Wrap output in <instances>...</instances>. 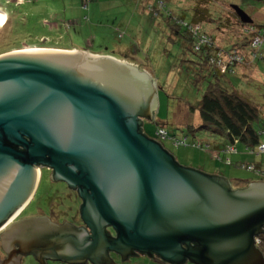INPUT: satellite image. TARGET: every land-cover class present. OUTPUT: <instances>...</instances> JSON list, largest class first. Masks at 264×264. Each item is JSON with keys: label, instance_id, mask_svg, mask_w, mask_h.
<instances>
[{"label": "water", "instance_id": "1", "mask_svg": "<svg viewBox=\"0 0 264 264\" xmlns=\"http://www.w3.org/2000/svg\"><path fill=\"white\" fill-rule=\"evenodd\" d=\"M155 107L152 77L127 61L78 48L0 54V223L31 199L36 164L78 187L84 223L17 220L0 232L10 259L118 264L110 252H138L171 264H264V181L231 189L178 163L141 131Z\"/></svg>", "mask_w": 264, "mask_h": 264}, {"label": "rangeland", "instance_id": "2", "mask_svg": "<svg viewBox=\"0 0 264 264\" xmlns=\"http://www.w3.org/2000/svg\"><path fill=\"white\" fill-rule=\"evenodd\" d=\"M145 1L0 0V6L11 19L10 23L6 22L5 15L3 24H0V54L26 49H15L14 46L40 44V38L44 37L45 44L52 45L54 49H62L54 46L76 47L132 61L134 66L150 74L155 86L156 107L151 119L142 120L144 133L156 139L155 132L162 127L171 137H187L188 145H176L171 139L159 141L178 163L223 176L232 189L246 187L252 182L250 180L257 177L253 168L249 167L251 164H257L264 170V153L257 155L249 152L242 143L236 144L235 152L223 150L221 137L199 126L201 119L196 108L211 80L204 75L215 67L213 64L199 65L201 60L184 44L181 35L175 34L165 16L154 17L145 9ZM177 1L186 9V18L190 19L193 0L168 2L176 15L182 13ZM231 5L240 6L255 26L264 28V0H209L212 20L201 22L202 31L213 35L216 43L223 48H229L240 39L236 37H241L236 24L226 26L224 23L227 17L229 21L234 20ZM220 23L223 30L219 29ZM259 51L262 57L253 60L252 64L239 66L240 78L235 69L232 73L221 74H224L223 79L226 78L230 87L262 105L264 42ZM189 106L195 107V111H190ZM262 108L264 112V105ZM262 139L264 141V135ZM193 141L202 145H191ZM217 142L221 144L220 150L214 148ZM65 188L62 183H53L45 177L26 207L25 216L33 215L37 207L50 202L70 215L78 201H74ZM47 190L55 193L49 195L45 193ZM111 257L116 258L114 254ZM114 260L118 264H159L144 256ZM35 261L33 256L25 255L21 264H37ZM46 264L65 263L49 260Z\"/></svg>", "mask_w": 264, "mask_h": 264}, {"label": "trees", "instance_id": "3", "mask_svg": "<svg viewBox=\"0 0 264 264\" xmlns=\"http://www.w3.org/2000/svg\"><path fill=\"white\" fill-rule=\"evenodd\" d=\"M173 2L176 0H146L144 2L145 9L150 12L154 17L158 15L165 16L167 24H169L172 29L174 30L175 34H180L181 38H183L184 44H186L189 49L201 60L198 64L199 65H206L213 64V59L216 57H224L225 54L231 52L232 49L238 48L241 51V54H244L243 62L235 63L229 65V69L226 72H233L234 69L236 70L237 75L238 69L240 65L243 64H252L253 60H256L262 57L260 53V46L264 42V28L260 26H255L253 23H244L242 22L238 16L235 14L233 9L231 8V12L233 15V21H229V17L224 20L226 26H230L232 24H236L238 26V33L241 37L237 42L233 43L229 48H223L219 46L213 35L206 31H202L201 22L209 21L211 19V14L208 8L209 0H193V7L191 9V18L187 19L185 14V8L182 6L180 2L177 1V7L179 9L178 15L174 14L170 4L168 2ZM240 7V6H239ZM0 10H2L6 14V22H11L9 14L7 11L4 10L0 6ZM1 12V11H0ZM2 12V13H3ZM3 13V14H4ZM4 14V17H5ZM223 19V18H220ZM5 22V23H6ZM199 25L198 30H194V26ZM219 29H224L220 26ZM254 27L256 31V35H260L262 37V43L259 45L252 47L251 46V37L250 35L244 33L242 28H250ZM196 33V35L194 34ZM198 36H205L206 42L204 44H198ZM43 44H42V43ZM46 39L44 37L40 38V44L34 45H23V46H14L15 49L18 48H30V47H53L52 45L45 44ZM198 46V47H197ZM63 49H74L76 47H59ZM212 47H216L219 50V55L214 52ZM13 48V49H14ZM248 48V51L245 49ZM86 50V49H85ZM15 51V50H13ZM212 53V54H211ZM116 57V56H115ZM117 58V57H116ZM123 60H127L126 58H119ZM132 64V61H129ZM206 75L210 77L211 80L208 81V85L204 89L200 101L197 105L196 110L199 112V116L201 119V124L199 125L201 128L208 130L211 134H217L223 140V147L222 149L225 150L228 146H234L237 151L236 144L242 143L245 146V149L249 152H253L257 155L262 153H257V146L260 144H264L262 139V135H264V112L262 105H259L256 101L248 98L247 96L243 95L240 91L230 87L229 82L223 79L224 74H221L217 69L210 68L206 72ZM240 78V75H239ZM190 111H195V107L189 106ZM143 131V128L141 129ZM147 134V133H146ZM148 135V134H147ZM149 137V136H148ZM168 137H171L168 135ZM166 139H171V138ZM178 140H182L183 138H177ZM221 139L219 141H221ZM172 140V139H171ZM187 140L184 144L178 143L177 145H185ZM191 145L199 144L193 141L190 143ZM202 145L201 143L199 144ZM214 148L217 150L221 149L220 143H215ZM253 166L252 171L255 172L257 177L255 180L250 181H264V170L257 164H251ZM260 243H257V248L261 251L264 257V230L260 234ZM137 254H142L138 253ZM146 255H140L144 257H149ZM150 258V257H149ZM151 260V258H150ZM152 261V260H151ZM191 263V262H190ZM193 264V263H192Z\"/></svg>", "mask_w": 264, "mask_h": 264}, {"label": "flooded vegetation", "instance_id": "4", "mask_svg": "<svg viewBox=\"0 0 264 264\" xmlns=\"http://www.w3.org/2000/svg\"><path fill=\"white\" fill-rule=\"evenodd\" d=\"M20 150H22V147H19ZM72 166V165H70ZM34 170L36 169L34 176V190H33V195L31 197V199L34 196V193H36L39 189L40 186L43 182V179L45 177H47V180H50L53 183H62L71 194L73 197L74 201H78L74 211L69 215L67 212L65 211H61L60 209H57L54 207V205L52 204L53 202H50L48 205H43V206H39L36 208V210H34V214L31 216H25L26 213L24 212L26 210V207L29 205L31 199L28 201V203H26L25 206H23L16 215L10 217V219L8 221H3L0 223V231H2V229L6 228L7 226H9L11 223L23 219V218H29V217H46L47 219H49L50 222L55 223V224H63V223H69L72 224L74 226L77 227H81L84 225L81 215H80V205H81V198L79 195V190L78 187H72L70 186L66 181L59 179L56 175V172L52 169V167H50L49 165L46 164H36L33 165ZM33 185V183H32ZM29 188L27 185L24 186V189ZM232 189V188H231ZM45 193H48L49 195H53L55 193V191H51L49 192L48 190L45 191ZM53 205V206H52ZM25 216V217H24ZM105 231L112 236H116V232L115 230L111 227V226H105ZM18 246L16 245L15 248H17ZM0 253L2 254V257H0V262H3L7 259V262L5 261V264H16V262L12 259H10L9 254H7L3 248V245L0 242ZM114 254L117 260L121 259V256L115 252H110V255ZM140 255H146V254H134L132 256H140ZM151 258L152 261L157 262L159 264H171L169 262H162L159 260V257L157 255H155L154 253L147 255ZM23 257V256H22ZM22 257L20 258L19 264H21L22 261ZM37 264H39L37 261H35ZM188 261H185L184 263H186ZM183 263V264H184ZM1 264V263H0ZM66 264V263H65ZM86 264H90V263H86Z\"/></svg>", "mask_w": 264, "mask_h": 264}, {"label": "built area", "instance_id": "5", "mask_svg": "<svg viewBox=\"0 0 264 264\" xmlns=\"http://www.w3.org/2000/svg\"><path fill=\"white\" fill-rule=\"evenodd\" d=\"M199 29V25H195L194 26V30H198ZM242 31L248 35H250L251 37V46L255 47L257 45H259L260 43H262V37L260 35H256V31L254 30V27H250V28H242ZM194 34L196 35V33L194 32ZM206 37L205 36H198V44H204V43H208L206 42ZM209 44V43H208ZM198 47V46H197ZM213 51L217 53V55H219V50L216 49V47H212ZM212 54V53H211ZM243 57L244 54H241V51L238 48H234L231 50L230 53L225 54L224 57L220 58V57H216V59H213V65L215 67V69H217V71H219L220 73H224L226 70L229 69V65L235 64V63H241L243 62ZM156 136L159 139H166L167 133L163 128H159L156 131ZM174 143L177 145L178 143H182L184 144L186 139L183 138L182 140H178L177 138L173 139ZM226 151H230V152H235V148L234 146H228L226 149ZM257 153H264V144H260L259 146H257ZM250 168H253L252 165L249 166ZM260 237L256 238V244L260 243Z\"/></svg>", "mask_w": 264, "mask_h": 264}, {"label": "clouds", "instance_id": "6", "mask_svg": "<svg viewBox=\"0 0 264 264\" xmlns=\"http://www.w3.org/2000/svg\"><path fill=\"white\" fill-rule=\"evenodd\" d=\"M6 15V14H5ZM160 128H162V127H160ZM159 129V128H158ZM165 130V129H164ZM157 131V130H156ZM167 133V132H166ZM155 136H156V132H155ZM167 136H168V134H167ZM156 138L158 139V140H163V139H159L157 136H156ZM168 138H171V137H168ZM175 139L177 138V137H174ZM174 138H171L172 140L174 139ZM186 140H187V137H184ZM200 144V143H199ZM198 144V145H199Z\"/></svg>", "mask_w": 264, "mask_h": 264}, {"label": "bare ground", "instance_id": "7", "mask_svg": "<svg viewBox=\"0 0 264 264\" xmlns=\"http://www.w3.org/2000/svg\"><path fill=\"white\" fill-rule=\"evenodd\" d=\"M3 20H4V14H3L2 12H0V24H3V23H2ZM34 48H35V47H34Z\"/></svg>", "mask_w": 264, "mask_h": 264}, {"label": "crops", "instance_id": "8", "mask_svg": "<svg viewBox=\"0 0 264 264\" xmlns=\"http://www.w3.org/2000/svg\"><path fill=\"white\" fill-rule=\"evenodd\" d=\"M121 60H123V59H121ZM125 61V60H124ZM127 61V60H126Z\"/></svg>", "mask_w": 264, "mask_h": 264}]
</instances>
